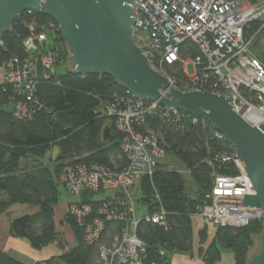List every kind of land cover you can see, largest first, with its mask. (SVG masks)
<instances>
[{"label":"trees","instance_id":"obj_1","mask_svg":"<svg viewBox=\"0 0 264 264\" xmlns=\"http://www.w3.org/2000/svg\"><path fill=\"white\" fill-rule=\"evenodd\" d=\"M34 19L45 24L53 21L44 14L22 13L14 21L12 31L2 38L1 65L13 57L27 56L24 41ZM258 28L257 23L252 24L247 34H253ZM58 37L59 67H64V71L59 72L58 67L49 80L39 81L35 96L42 109H34L30 118H18L16 105L26 99L12 85L4 83L0 86V217L8 214L11 236L27 241L35 251L54 242L64 250L58 258L35 264H99L101 246H110L126 224L104 217V230L95 243L88 242L87 227L93 226L92 222L99 218L97 209L103 202L119 201V198L122 201L124 197L120 192H107L95 198L83 194V202L92 205L94 212L83 225L78 217L67 213L64 222L74 232L75 245L66 251L55 223L60 188L65 189L59 179L68 165L97 164L117 172L127 166V158L121 149L122 136L117 132L114 120L104 115L102 106L113 102L116 95L125 96L127 91L110 76L82 75L73 71L72 64L66 67L67 62H71L68 45L60 33ZM198 53L192 44H188L183 52L184 56L192 58ZM257 55L264 62V54ZM166 74L177 89H193L181 64L168 66ZM60 112L70 114L69 127L61 128L56 124L54 116ZM188 117L182 123L160 116L147 119L166 157H174L176 164L170 168L171 164L159 161L153 176L143 178L136 186L133 198L139 208L137 214L142 208L145 210L138 228V237L145 246L139 255L141 264H172L173 253H192L193 218L197 207L204 203L205 194L212 188L213 174L235 173L231 165L215 159L217 155L234 152V148L216 137L209 122L200 119L198 124H192L193 116ZM55 149L58 155L53 157ZM156 194L160 196V202L153 205L152 198ZM96 199L99 200L96 202ZM124 208L119 207V212H124ZM160 208L166 213L165 225L148 222L146 217ZM262 232L264 221L239 229L216 227L212 242L207 248H200L198 253L204 264H221L222 251H230L235 264H246L252 257L254 238ZM198 238L200 246L208 242V226L199 232ZM0 264L24 263L0 250Z\"/></svg>","mask_w":264,"mask_h":264},{"label":"built area","instance_id":"obj_2","mask_svg":"<svg viewBox=\"0 0 264 264\" xmlns=\"http://www.w3.org/2000/svg\"><path fill=\"white\" fill-rule=\"evenodd\" d=\"M134 11L135 43L155 71L168 77V66L181 64L185 70L186 65L192 63L195 74L188 76L193 86L189 91L224 95L250 124H264V62L253 50L264 32V0H142ZM23 13L39 14L32 10ZM254 23L259 25L258 30L247 34ZM28 31L29 36L24 41L27 56L13 57L2 65L4 83L12 85L26 99L16 105L18 118H30L34 109H42L35 96L37 85L41 79L49 80L61 62L57 49L58 23L53 20L45 24L34 19ZM188 44L198 49L196 57L184 56ZM170 81L174 85L172 79ZM162 94L166 98L170 96L168 90ZM102 106L104 115L114 120L122 136L121 149L127 166L117 172L97 164L68 165L59 181L78 198L69 205L68 213L78 217L82 225L94 212L92 205L83 202V194L93 198L107 192L123 195L122 201L119 198V201L103 202L97 209L99 218L92 222L93 226L87 227V240L89 243L100 240L104 217L125 221V228L113 238L110 246H101L99 264H141L139 255L145 246L138 237V228L145 210L142 208L137 214L134 192L143 178L153 176L158 162L166 157L147 119L160 116L182 123L189 117L181 110L165 109L158 102L138 99L129 92L122 97L116 95L113 102ZM199 121L200 118L192 117V124ZM216 137L225 141L217 132ZM215 159L231 165L235 173L213 174L212 188L205 194L204 203L197 207L195 216L215 227L233 229L264 221L262 210L243 206L244 195H255L256 190L236 152L217 155ZM152 199L153 205L160 202L158 194ZM119 207H125L124 212H119ZM146 220L165 225L166 213L160 208Z\"/></svg>","mask_w":264,"mask_h":264},{"label":"water","instance_id":"obj_3","mask_svg":"<svg viewBox=\"0 0 264 264\" xmlns=\"http://www.w3.org/2000/svg\"><path fill=\"white\" fill-rule=\"evenodd\" d=\"M142 0H0V46L14 21L32 10L59 25L67 42L72 69L82 75H107L134 97L158 102L209 122L235 150L250 177L255 195L243 206L264 212V124L255 126L237 113L231 100L208 91H182L155 71L135 43L134 7ZM168 90L169 98L162 91ZM61 128L71 125L68 112L54 116ZM246 264H264V233L254 238Z\"/></svg>","mask_w":264,"mask_h":264},{"label":"crops","instance_id":"obj_4","mask_svg":"<svg viewBox=\"0 0 264 264\" xmlns=\"http://www.w3.org/2000/svg\"><path fill=\"white\" fill-rule=\"evenodd\" d=\"M3 84L4 75L2 72V65L0 64V86ZM70 204H58L55 207L56 232L59 234L61 242L65 244L66 251L75 245L74 232L71 226L64 222ZM16 208L18 207H14V209ZM206 222L208 221L198 216L193 218L194 249L192 253H173L171 255L172 264H204L198 250L200 248H207L214 238V235L210 236L208 242L200 246L198 234L207 226ZM0 250L24 264L44 263L50 259L58 258L64 253V250L57 242L46 246L42 250L35 251L27 241L12 237L10 234V220L8 214H4L0 217ZM231 260L232 262H230ZM221 264H235L234 255L230 251H222Z\"/></svg>","mask_w":264,"mask_h":264},{"label":"rangeland","instance_id":"obj_5","mask_svg":"<svg viewBox=\"0 0 264 264\" xmlns=\"http://www.w3.org/2000/svg\"><path fill=\"white\" fill-rule=\"evenodd\" d=\"M253 50L256 53L264 54V34H261L258 37L257 42L253 46ZM68 64L70 65L69 67H71V62H69ZM185 70H186L188 76H193L195 74V67H194V65L192 63H189L188 65H186ZM58 71L59 72H63L64 71V67H59V70ZM2 72H3V75H4V68H3V66H2ZM57 155H58V151H57V149H55L53 151V157H56ZM163 160H164L163 162H167V163L171 164V167L170 168H173V166L176 164L175 158L174 157H171V156H167ZM105 196L106 195H103V197H105ZM77 201H78V198L76 196L71 195L63 187L60 188L59 205H67V204L74 203V202H77ZM206 224L208 226L209 235L210 236H213L215 234L216 227L213 226L212 224L208 223V222H206ZM262 234H263V232L261 234L257 235V236L259 237ZM230 262H232V260Z\"/></svg>","mask_w":264,"mask_h":264}]
</instances>
